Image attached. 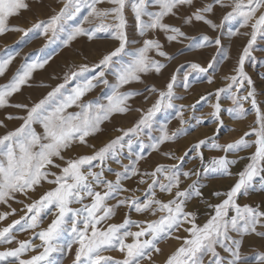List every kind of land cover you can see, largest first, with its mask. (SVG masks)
<instances>
[{
  "label": "snow or ice",
  "instance_id": "obj_1",
  "mask_svg": "<svg viewBox=\"0 0 264 264\" xmlns=\"http://www.w3.org/2000/svg\"><path fill=\"white\" fill-rule=\"evenodd\" d=\"M105 3L111 7H100ZM128 3L129 0H63L58 12L47 21H39L32 26L42 29V34L48 37L49 42H55L61 33L66 34V38L62 40L65 46L80 36L92 40L99 33H108L112 39L119 41V46L104 54L91 69L88 65H81L77 71L66 73L64 83L58 84L31 106L11 104L9 98L20 92L22 86L28 84L33 72L43 68L50 57L21 65L7 84L0 85V109L14 107L23 109L26 113L7 116V119H19L22 123L0 135V204L8 205L11 209L0 212V222L17 212V209L11 207L10 201L22 204L20 211L24 213L19 219L0 227V245H16L0 250V264H59L53 254L71 252L73 245L76 248L72 264H141L144 260L155 264L152 260L153 253H160L159 242L168 238L182 242L165 264H206V258L207 264H247L241 252L245 237L254 235L264 239V210L259 206L241 205L237 202L239 195L247 194L257 185L264 189V113L260 111L253 91L243 96L238 94L245 81L249 85L252 83L244 71V63L258 36H264V0H210L199 7L194 5V0H131V10L141 36L158 30L166 34L168 41L184 37L185 33L180 27L165 23L164 20L165 17L176 15L181 6L188 5L194 11L184 18V23L203 22L216 30L225 23L235 21L238 27L231 34L249 37L234 69L236 74L225 76L224 79L229 83L217 88L214 93H209L217 99L211 105L213 111L210 115L220 125L223 124L220 119L222 105L219 101L221 95L226 94L233 105L228 112L237 119L245 117L244 101H250L252 108L256 110L255 123L258 126L226 144L218 143L214 138L201 139L189 151H196L205 174L228 177L233 175L231 166L237 160L229 159L227 155L206 160L201 151L203 145L210 143L211 149L223 153H238L254 145L255 151L248 157L243 170L235 173L238 178L230 190L214 193L215 196L224 198L220 203L209 205L213 214L203 224L196 222L193 212L186 211L189 200L202 196L199 181L193 180L186 188H181V178L186 180L192 176L198 177V170L181 172L179 165L172 164L158 165L151 172L141 173L136 166L139 160L144 159L140 154L131 161V166L124 165L123 171L115 172L114 180L105 176L107 161L112 159L118 162L119 154L124 148L131 154L136 138L146 129L153 128L156 115L177 107L174 103L178 99L174 93L177 81L175 74L164 90L157 89L155 85L147 89L150 93H158L157 99L146 111L135 109L141 116L131 128L118 129L122 135L98 149L95 145L88 144L87 138L100 132L101 124L112 115L132 111L129 101L141 93L124 90L126 86L142 83L144 75L150 72L159 74L166 67L165 63L154 59L150 53L155 52L157 56L169 61L175 58L163 51L162 44L155 38L144 39L141 47L127 51L125 9ZM216 6L230 9L223 15L220 24L208 18V14L213 13ZM150 7L158 10L150 11ZM28 8L29 4L25 0H0V35L7 31H20L27 35L31 29L10 27L8 21L10 17L17 16L21 10ZM82 10H86L87 14L82 16L79 23L69 26L67 22L76 18ZM244 28L250 31L241 32ZM212 43L219 46L221 40L219 37L203 35L196 46L204 47ZM125 56L127 59H124ZM14 58L9 56L0 60V76L4 75ZM212 67L211 62L208 67L190 63L189 71L184 73L185 89L190 86L189 77L193 73L198 78L199 74L207 73ZM90 70L98 71L91 78L83 77ZM107 74L114 78L113 82L107 79ZM77 78H81L80 82L70 90L66 89L68 82ZM207 82L212 84L213 77L208 76ZM101 85L110 89V94L94 101H84L86 94ZM73 107L78 111H69ZM184 107L180 105V110L177 111L181 127L170 133L167 124H163L159 129L161 135L150 145L153 151L159 150L161 144L187 134V129L183 127L187 123L182 111ZM35 125L43 129L42 133L36 131ZM0 127L6 128L3 121H0ZM252 135L255 136L254 141L245 139ZM76 145L91 147L94 151L76 158H66L64 153ZM162 154L181 162L188 155L187 152L180 157H175L170 152ZM57 160L63 164L57 163ZM52 168L59 169V172L52 171ZM94 168L100 170L94 171ZM108 171L112 170L109 168ZM133 176L140 177V184H147L144 197L134 194L119 198L121 193L132 191L124 187L123 181ZM45 182L54 187L46 190L38 199H32L29 193H34ZM157 190L167 193L170 199H159ZM18 195L31 202L25 203L24 200L17 199ZM86 199L90 202L85 203ZM111 199H116V203L109 204ZM122 206L136 213L160 215L156 219L144 221L126 216L122 223H108ZM48 216L53 219L46 228H42L41 225ZM133 228L137 230L133 231ZM181 229L188 235L173 237V233ZM18 231H31L32 236L30 239L17 240ZM129 238L131 242H128ZM36 239L41 243L35 244ZM218 249L226 255H221ZM110 251L120 252L123 258L117 260L104 255ZM256 264H264V252L258 254Z\"/></svg>",
  "mask_w": 264,
  "mask_h": 264
},
{
  "label": "rangeland",
  "instance_id": "obj_2",
  "mask_svg": "<svg viewBox=\"0 0 264 264\" xmlns=\"http://www.w3.org/2000/svg\"><path fill=\"white\" fill-rule=\"evenodd\" d=\"M29 4V8L21 10L19 15L9 18V26H17L23 29H31L27 35L20 31H7L5 34L0 35V60H4L9 56H14L11 64H9L3 76H0V85L7 84L16 72L21 68V65L25 63H31L37 59L49 58L48 63L40 69H36L28 84L22 86L20 92L15 93L9 98L11 104H28L31 106L35 102L44 98L48 92H50L58 84L64 83V77L66 73L71 71H77L79 66L88 65L89 68L102 58L104 54L114 50L119 46V41L111 38L108 33H99L97 37L89 40L86 36H80L77 39L71 41L67 46L62 43V40L66 38L65 33L60 34V38L55 42H49L47 36L42 34V29L33 28L32 26L39 21H47L52 15L59 11L62 7L63 0H25ZM210 2V0H194V5L199 7L200 5ZM100 7H111V5L105 3ZM150 11H157L156 7H150ZM230 9L221 8L216 6L213 13L208 14V18L212 19L214 23L220 24L223 15ZM194 8L188 5L181 6L177 10L176 15H170L165 17L164 22L173 26L180 27L185 33L184 37H179L176 41H168L166 34L161 31H150L145 36H141L137 27L135 15L131 10V0H129L128 6L125 9L126 16V34L128 44L126 45L127 51L131 52L136 48L143 45L144 39L155 38L162 44V50L169 55L174 56L173 60H167L165 57H160L155 52L150 53L154 59L159 60L161 63H165L166 67L161 70V73L156 74L150 72L142 77V83H133L126 86L129 91H137L140 95L134 96L129 104L132 111L124 114H114L108 120L101 124V131L94 136L87 138L89 145H95L98 149L108 143L110 140L117 136L122 135L118 129L131 128L140 118L141 113L135 109L147 110L157 99L158 93H150L147 89L155 85L157 89L164 90L166 84L170 80L171 76L175 74L177 81L174 86V93L178 99L174 100L176 104L175 109H168L158 113L155 117L153 128L151 130H145L138 138H136L132 152L129 153L127 148H124L119 154V161L110 159L105 165V176L109 180L115 179V172L123 171L124 165L131 166V161L135 160L137 155L142 154L144 159H141L137 163V167L141 173L151 172L158 165H179V170L191 171L193 169L200 171V175L192 176L189 179H182L181 188H186L193 180H198L200 184V190L202 192L201 197H193L187 202L186 211L193 212L196 216V222L203 224L213 214V209L209 205H215L220 203L224 198L223 196L217 197L214 195L216 192H227L234 185L238 178L235 173L243 170L248 163V157L255 151V146L244 149L238 153H223L218 150L210 148V143H206L202 146L201 151L204 154L206 160L212 157L221 155H227L229 159H236L237 163L231 166L232 176H217L214 174H205L202 171V165L200 159L197 156L196 151H189L192 146L201 139L214 138L218 143L226 144L239 139L244 136L246 132H249L251 128L257 127L256 110L252 108L250 101H244V108L246 115L243 119H237L232 113L228 112V109L233 107L231 100H229L226 94H222L220 103L222 105V112L220 119L223 124L220 125L210 113L213 111L211 105L217 102L215 95H209L214 93L217 88L225 87L229 81L225 80V76L235 75L234 69L238 65V60L242 54L249 37L244 35H232L231 32L238 27L235 21L225 23L222 28L216 30L211 29L207 24L203 22L193 21L190 24L184 23V18L191 15ZM86 10H82L76 18L68 21L67 24L73 25L79 23L83 15H86ZM146 19V18H145ZM87 27V25H85ZM250 29H241V32H248ZM49 35H51L49 33ZM208 35L212 38L219 37L221 44L219 46L212 43L204 47H197L200 43L201 37ZM124 59H127L125 56ZM213 64V67L205 74L193 73L189 77L190 86L185 89L184 87V73L189 71L188 65L190 63H199L202 67H208L209 63ZM183 65V67H181ZM71 68V69H70ZM96 71H88L83 74V77L91 78L96 75ZM244 71L250 77L252 83L249 85L247 81L239 90V95H247L249 91H253L257 101V105L262 113H264V36H258L248 58L244 63ZM213 77V83L207 82V77ZM81 78L73 79L68 82L66 89H71L80 82ZM107 79L113 82V77L107 74ZM35 89V90H34ZM110 94V89L101 85L91 92L86 94L83 98L84 101H94L96 98H103ZM145 97H148L145 100ZM206 97V99H201ZM184 105L182 109L184 119L187 123L183 126L187 129L186 135H181L179 138L165 142L160 145L159 150L153 151L150 145L159 138L161 135L159 129L163 124H167L168 131L171 133L180 128V120L177 115V111L180 110L179 106ZM69 111H78L73 107ZM20 112V113H19ZM25 110L14 107H5L0 109V121L6 125L0 127V135H3L6 131L13 130L22 123L19 119H7L9 115L21 116L25 115ZM5 120V121H4ZM198 121H200L198 123ZM9 124V125H8ZM36 131L42 133L43 129L39 125H35ZM128 138L126 137L125 140ZM245 139L254 141L255 136H248ZM94 151L91 147H85L83 145H76L70 151H66L64 156L66 158H76L80 155L91 154ZM170 152L175 157L184 156L187 152L188 155L184 156L183 162L177 159H169L162 153ZM57 163L63 164L62 161L57 160ZM95 163V162H94ZM112 171H108V169ZM94 171H99V168H94ZM52 171L59 172V169L52 168ZM140 177L133 176L130 179L123 181L125 188L132 191L123 192L119 198L130 197L132 195L144 197L147 190V184L139 183ZM145 179H148L145 177ZM163 179V177H161ZM149 182H151L149 180ZM54 187V185L43 183L41 187H38L34 193H29L32 199H38L46 190ZM139 191H136V190ZM102 190V189H97ZM157 197L162 200L170 199L167 193H160L157 190ZM17 199L24 200L25 203H30L28 198L18 195ZM87 199L85 203H89ZM237 202L241 205L248 204L253 207L259 206L264 210V189L257 185L254 189L249 190L247 194H241L237 198ZM12 208L17 209L16 214L10 215L6 220L0 222V227L6 226L13 220L19 219L24 213L20 211L23 205L15 201H10ZM109 204H115L116 199L108 201ZM80 205H73V207H79ZM11 211L8 205L0 204V212ZM157 216H150L147 214L136 213L134 210L127 207H120L116 210V215L112 217L108 223H122L126 216L136 221H144L156 219ZM53 219L52 216H48L41 225L42 228H46L47 225ZM133 231L137 229L133 228ZM179 235L186 237L188 234L182 229L179 232L173 233V237ZM32 232L16 233L17 240L30 239ZM256 238V239H255ZM258 238V239H257ZM68 237L65 238L67 242ZM257 240V241H256ZM131 242V238L128 239ZM180 240L175 238H168L161 240L158 247L161 249L160 253H153L152 260L155 264H165L167 258L181 245ZM263 242V243H262ZM35 244L41 242L36 239ZM261 245L260 246H258ZM248 245V246H247ZM16 245H0V250L4 247H15ZM76 245H73L71 252H65L64 254L54 253L53 256L59 261V264H72L75 255ZM259 248V249H258ZM42 250V249H41ZM243 250V251H242ZM263 250V251H262ZM221 255H226L222 250L218 249ZM242 254L247 260V264H256L258 254L264 252V239L256 237L254 235L247 236L244 239L241 249ZM104 255L112 256L114 259H122L123 256L118 251H110L104 253ZM206 258V264H207ZM141 264H151L150 261L144 260Z\"/></svg>",
  "mask_w": 264,
  "mask_h": 264
},
{
  "label": "bare ground",
  "instance_id": "obj_3",
  "mask_svg": "<svg viewBox=\"0 0 264 264\" xmlns=\"http://www.w3.org/2000/svg\"><path fill=\"white\" fill-rule=\"evenodd\" d=\"M71 69V68H70ZM35 90V89H34ZM20 113V112H19ZM5 121V120H4ZM9 125V124H8ZM256 239V238H255ZM258 239V238H257ZM257 241V240H256ZM263 243V242H262ZM248 246V245H247ZM258 246L261 247V245L258 244ZM242 249V248H241ZM259 249V248H258ZM243 251V250H242ZM263 251V250H262Z\"/></svg>",
  "mask_w": 264,
  "mask_h": 264
}]
</instances>
